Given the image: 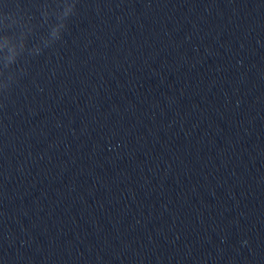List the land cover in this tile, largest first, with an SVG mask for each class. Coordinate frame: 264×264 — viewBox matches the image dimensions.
<instances>
[{"label": "clouds", "instance_id": "1", "mask_svg": "<svg viewBox=\"0 0 264 264\" xmlns=\"http://www.w3.org/2000/svg\"><path fill=\"white\" fill-rule=\"evenodd\" d=\"M80 0L0 2V108L29 75L33 60L55 49L78 15Z\"/></svg>", "mask_w": 264, "mask_h": 264}]
</instances>
